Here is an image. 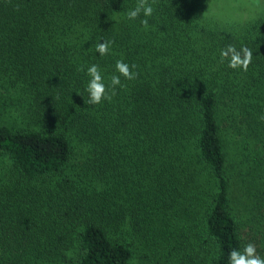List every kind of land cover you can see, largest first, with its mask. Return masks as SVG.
<instances>
[{"label": "trees", "instance_id": "obj_1", "mask_svg": "<svg viewBox=\"0 0 264 264\" xmlns=\"http://www.w3.org/2000/svg\"><path fill=\"white\" fill-rule=\"evenodd\" d=\"M136 3L0 0V264L264 258V0H156L148 30ZM120 59L137 78L87 104Z\"/></svg>", "mask_w": 264, "mask_h": 264}, {"label": "clouds", "instance_id": "obj_2", "mask_svg": "<svg viewBox=\"0 0 264 264\" xmlns=\"http://www.w3.org/2000/svg\"><path fill=\"white\" fill-rule=\"evenodd\" d=\"M156 0H137L134 7L130 8L126 13L129 20H136L141 15L144 19L140 20L141 26L149 29L148 18L154 13L153 5ZM112 41H102L95 45V51L101 56H106L110 52ZM221 62L228 60V67L232 70H241L247 72L249 65L253 60V51L247 46H242L239 50L235 45H228L220 52ZM137 65L124 62L123 59L115 62V73L110 77V82L105 83V78L100 67L96 64L87 68L86 75L89 77L85 91L88 94L87 104L97 106L105 101H110L116 95V89L123 88L121 78L131 81L137 78V73L133 71ZM81 71L83 69H80ZM264 120V116H261ZM228 264H264V258L257 254L256 246L248 243L243 250L233 249L228 255Z\"/></svg>", "mask_w": 264, "mask_h": 264}]
</instances>
